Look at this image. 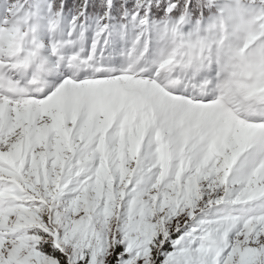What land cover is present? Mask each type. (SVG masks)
I'll list each match as a JSON object with an SVG mask.
<instances>
[{
	"label": "snow or ice",
	"instance_id": "1",
	"mask_svg": "<svg viewBox=\"0 0 264 264\" xmlns=\"http://www.w3.org/2000/svg\"><path fill=\"white\" fill-rule=\"evenodd\" d=\"M0 264H264V0H0Z\"/></svg>",
	"mask_w": 264,
	"mask_h": 264
}]
</instances>
